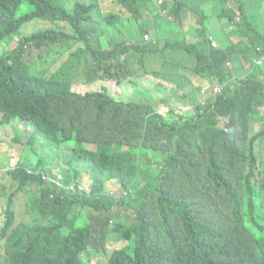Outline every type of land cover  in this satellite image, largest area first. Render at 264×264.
Listing matches in <instances>:
<instances>
[{
  "label": "trees",
  "instance_id": "obj_1",
  "mask_svg": "<svg viewBox=\"0 0 264 264\" xmlns=\"http://www.w3.org/2000/svg\"><path fill=\"white\" fill-rule=\"evenodd\" d=\"M110 3L125 15L99 0H0V121L30 128L14 138L27 154L2 161L0 264H264V0ZM35 21L53 27L25 36ZM28 47L54 48L50 72L33 75ZM143 81L175 92L194 117L170 121L148 101L80 90L117 83L136 96ZM214 86L221 93L202 94ZM51 166L61 183L48 184ZM20 193L28 220L18 223Z\"/></svg>",
  "mask_w": 264,
  "mask_h": 264
},
{
  "label": "rangeland",
  "instance_id": "obj_2",
  "mask_svg": "<svg viewBox=\"0 0 264 264\" xmlns=\"http://www.w3.org/2000/svg\"><path fill=\"white\" fill-rule=\"evenodd\" d=\"M164 0H154L153 6L157 9V6H161L162 2ZM194 0H189L190 2H193ZM99 4L101 5L102 10L105 13H112L114 14H120V15H125L124 10L120 8L118 5H114L110 3V0H99ZM109 7H107V6ZM32 7L29 4H24L20 10H18V17H22L25 14H27L28 11H31ZM186 18H185V31L188 35L195 36V30H196V17L192 12L186 11ZM130 23L129 21H124V24L120 25V31L126 30L125 27L126 25ZM52 24L43 22V21H35L33 23H30L26 25V27L23 30V34L25 36H31L35 33H38L40 31L47 30L48 28H52ZM113 30V29H112ZM233 41H238L237 38H233ZM217 43V42H216ZM79 45L73 44L72 49L70 52L75 51ZM4 45L0 44V55L4 53ZM69 53V52H68ZM56 60V55H54V48L47 49L44 48L42 50H37L32 47H28L26 49V57H25V62L26 64L31 68L33 75L38 76L40 73L44 71L50 72L53 67V63ZM244 64V63H243ZM245 69L248 72L249 71V65L244 64ZM183 77V76H182ZM180 77L177 80V84L180 85H185V81ZM216 86V85H215ZM212 88L209 90L211 92L214 90L216 87ZM102 87H106L110 93L113 95H117L119 99H124L125 101H131V100H144L148 101L151 106L154 107L156 111H158L160 114H162L164 117H166L170 121H174L178 119L181 116H185L187 118L194 117V113L192 111V108L187 104V102L182 101V99L175 93V92H169V91H161L158 88L153 86V83H148L147 81H143L141 83V88H138L137 90L140 91L142 88H144L145 91H141L140 94H137L134 96L136 93L133 94L132 90H130L128 93H124L122 89L118 87L117 83H107L104 84L100 82L97 87H92L87 89L85 86H80V90L82 92H87L88 90H92L93 88H96V90H100ZM144 98V99H143ZM28 127L24 123H22L20 120L15 121L13 124H11L9 129H4L1 125L0 121V176L4 173L6 168L2 167V161L5 159V165L7 167H11V163H14L17 159L20 160L24 155L27 153H24L25 145L22 143H17L14 138L15 135L24 137L27 139L29 137L30 132H28ZM258 127H260L259 124H255V127L253 128V131L255 133L259 132ZM71 147H74V143L70 144ZM95 147H91L90 149H94ZM29 155V154H28ZM3 170V171H2ZM51 170H55V166H51ZM60 173L54 172L52 175L46 177V180L49 183L54 182V177ZM9 183V180H7ZM91 186V180L86 181L85 187L87 190L90 189ZM1 187V186H0ZM35 187H32L34 189ZM10 189V188H9ZM8 189V193H9ZM109 191L113 190L115 194L121 195V187H118L117 181H113L112 185L108 187ZM10 195L6 196H1L0 197V224H3V215L2 213L4 212V209L8 206V197ZM13 207L17 213L18 216V223L23 220H28V216L26 214L27 212V202L26 200L23 199V193L18 194L16 202L13 204ZM88 212V210H87ZM123 217L127 218V220L131 221V210L129 212H124ZM85 219H87V216H85ZM1 227V226H0ZM125 246H127V243H119V245L115 246H110L108 248V251H113L116 249H122ZM0 252L3 253V250ZM105 257H96L92 256L91 257V262L89 264H102L106 262Z\"/></svg>",
  "mask_w": 264,
  "mask_h": 264
},
{
  "label": "built area",
  "instance_id": "obj_3",
  "mask_svg": "<svg viewBox=\"0 0 264 264\" xmlns=\"http://www.w3.org/2000/svg\"><path fill=\"white\" fill-rule=\"evenodd\" d=\"M146 39L149 40L150 37L149 36H146ZM213 40V39H212ZM217 43L216 41L214 42V46H216ZM259 65H262V63H259ZM230 66V65H229ZM222 89L220 87H216V89L214 90V93L213 94H219L221 93ZM202 94H204L205 96L209 95V94H212V92H208V91H204L202 92ZM62 178V176H58V179L60 180Z\"/></svg>",
  "mask_w": 264,
  "mask_h": 264
},
{
  "label": "clouds",
  "instance_id": "obj_4",
  "mask_svg": "<svg viewBox=\"0 0 264 264\" xmlns=\"http://www.w3.org/2000/svg\"><path fill=\"white\" fill-rule=\"evenodd\" d=\"M74 52V51H73ZM28 130L30 131V128H28ZM62 176L61 174H58V175H56V178L54 177V182L53 183H56V184H59V183H61V181L63 180V176H62V178L59 180L58 179V176Z\"/></svg>",
  "mask_w": 264,
  "mask_h": 264
}]
</instances>
